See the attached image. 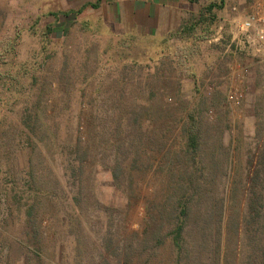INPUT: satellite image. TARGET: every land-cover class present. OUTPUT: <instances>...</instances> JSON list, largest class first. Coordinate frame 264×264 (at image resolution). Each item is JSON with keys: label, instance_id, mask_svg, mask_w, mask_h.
Here are the masks:
<instances>
[{"label": "rangeland", "instance_id": "374dc122", "mask_svg": "<svg viewBox=\"0 0 264 264\" xmlns=\"http://www.w3.org/2000/svg\"><path fill=\"white\" fill-rule=\"evenodd\" d=\"M96 3L0 0V264H123L106 245L124 250L144 239L149 213L162 224L164 243L127 264H231L225 249L246 209L242 180L264 139V61L235 54L232 39L249 14L264 18V0H204L195 18L165 37L123 27L106 16L104 0L89 6ZM210 4L217 8L208 13ZM236 88L242 101L229 98ZM120 118L121 138L142 147L137 169L129 161L135 147H124L134 196L115 186L111 171ZM194 125L207 153L201 171H221L228 196L215 258L197 254L193 222L177 250L175 235H165L174 222L158 212L174 192L171 174L181 168L173 161ZM94 131L101 135L91 150ZM215 148L216 171L208 157Z\"/></svg>", "mask_w": 264, "mask_h": 264}, {"label": "trees", "instance_id": "16d2710c", "mask_svg": "<svg viewBox=\"0 0 264 264\" xmlns=\"http://www.w3.org/2000/svg\"><path fill=\"white\" fill-rule=\"evenodd\" d=\"M99 2L100 0H97L96 4L88 5L93 9H97L100 5ZM88 5H84L76 14L82 12V9L88 7ZM216 8V4H210L206 10L208 13H211ZM201 19L200 17L198 21L200 22ZM135 123L136 120L135 122L132 121L130 130L134 132L136 130L137 132L138 128L134 126ZM121 126L120 118L117 122V129H114L113 132L111 131L117 138V140L114 139L113 145H115L116 148L114 149L119 154L118 159L115 158L111 171L115 186L119 189L129 190V196H134V186L131 184L134 178L127 176L126 173L128 159L127 154H124V147L128 145V149L130 150L135 147L132 151L135 158L129 161L132 163L131 167H135L136 169L141 168L144 162L142 158L143 153H141L142 147L137 144V139H133L129 144H126V140H123L119 134ZM94 132H92L91 135L93 137H90L89 144L87 145L91 150L92 148L99 147L94 141H96V134L100 133ZM187 135L188 141L183 150V155L173 161L175 167L181 168L180 174H171V180L174 182V192H170V189L167 191L165 206L158 212L160 218L165 219V215L166 219L174 222L172 231L165 235H175L174 241L177 250H182L181 244L185 240V236L183 235L186 232V224L193 222L194 231L200 237V241L198 240L199 253L197 252V254L207 253L215 258L216 255L221 254V241H218L215 235L221 234V229L224 227L223 222L226 210L224 203L228 200L227 195H221V171H216V169L221 168V159H217L216 157L219 150L215 148L212 155L208 156L211 159L209 162L216 172L207 174L204 177L205 174L201 171L200 167L203 166L207 153L204 151L203 144L199 141L200 129H197L196 125L190 126L187 129ZM227 154V152L224 154L225 157L222 160L223 165L225 164L226 167L230 163ZM88 157V150L85 149L81 153V163H86ZM249 158V164L250 167H253V171L250 177L247 176V180H242V189L239 193L240 200L245 203L246 209L243 213L235 216L237 218H235V221L233 220V231L231 232L233 236L231 238L232 248L226 247L225 249V255L228 254L229 260L231 258V264H264V139L258 144L256 152L251 154ZM206 164L209 165L208 163ZM203 167L206 168L205 165ZM190 170L193 171L191 172ZM126 180L130 181L128 188L125 186ZM154 193L155 191H152V194ZM194 206L196 207L193 208ZM152 208L157 210L156 204L149 209L152 210ZM147 219L149 220L142 233L144 239L139 240V237L136 240L131 239V242L124 250L118 247L112 248L110 244L106 245L105 249L119 263L127 264L133 257H141L143 254L148 253V251H152V249L163 245L164 239L159 234L162 230V224L156 221L155 214L153 213H149ZM135 243L138 244L139 248H134ZM228 249L231 251L228 252ZM121 251L124 257L121 255ZM101 257H104L105 260L107 259L104 255Z\"/></svg>", "mask_w": 264, "mask_h": 264}, {"label": "crops", "instance_id": "0c3cea01", "mask_svg": "<svg viewBox=\"0 0 264 264\" xmlns=\"http://www.w3.org/2000/svg\"><path fill=\"white\" fill-rule=\"evenodd\" d=\"M203 2L204 0H104L106 16L112 21L123 27L133 26L143 34L160 37L180 30L189 19L195 18Z\"/></svg>", "mask_w": 264, "mask_h": 264}, {"label": "built area", "instance_id": "2783aa9c", "mask_svg": "<svg viewBox=\"0 0 264 264\" xmlns=\"http://www.w3.org/2000/svg\"><path fill=\"white\" fill-rule=\"evenodd\" d=\"M232 46L235 54H243L255 60L264 61V18L259 13H251L239 23L238 34L233 37ZM237 78H242L241 74L237 75ZM244 94L242 88H236L230 91L229 98L242 101Z\"/></svg>", "mask_w": 264, "mask_h": 264}]
</instances>
